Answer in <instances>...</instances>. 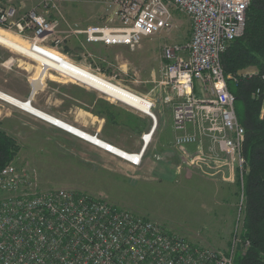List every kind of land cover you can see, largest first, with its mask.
Masks as SVG:
<instances>
[{
  "label": "built area",
  "instance_id": "1",
  "mask_svg": "<svg viewBox=\"0 0 264 264\" xmlns=\"http://www.w3.org/2000/svg\"><path fill=\"white\" fill-rule=\"evenodd\" d=\"M58 1L42 0L41 11L22 10L20 0H0V25L39 44L58 32ZM252 1L115 0L109 24L82 31L89 42L135 50L144 36L172 30L176 11L188 17L189 39L162 45L160 83L168 88L164 102L173 108L179 170L236 183L243 199L246 131L221 56L244 34ZM261 93L264 101V89L258 88ZM142 97L154 133L157 98ZM149 143L120 157L139 166ZM0 194V264H236L239 245H250L235 231L227 249L203 247L104 198L65 188L35 191L26 168L11 163L0 172Z\"/></svg>",
  "mask_w": 264,
  "mask_h": 264
},
{
  "label": "rangeland",
  "instance_id": "2",
  "mask_svg": "<svg viewBox=\"0 0 264 264\" xmlns=\"http://www.w3.org/2000/svg\"><path fill=\"white\" fill-rule=\"evenodd\" d=\"M58 2L62 7V16L58 14V32L39 42L49 48L32 43L29 36H22L16 30L1 25L0 29L26 45H39L61 53L69 40L61 32L63 19L72 26L94 23L102 14L105 19L113 13L115 0ZM174 15L175 27L172 30L144 36L135 50L122 46L121 61L111 64L109 60L91 55L88 59L93 64L86 67L72 60L138 95L157 98L152 110L158 117V125L139 166H133L120 156L2 99L0 128L19 143L20 150L11 164L19 169L26 168L33 190L65 188L85 192L158 222L167 231L195 244L225 250L230 246L235 231L242 232L245 181L243 199L236 183L224 182L195 170H179L180 157L174 145L176 133L172 127L173 108L164 102L168 88L160 83L164 79L162 45L186 41L190 37L188 17L178 11ZM72 26H68L70 30L74 29ZM83 34L78 38L84 40ZM55 38L60 39V43L57 44L53 40ZM107 56H110L109 52ZM42 76V85L33 94V82ZM0 90L22 100L33 98V105L38 109L92 134L97 133L127 151L141 150L144 145L142 136L153 124L144 111L114 100L55 69H45L31 56L2 44ZM97 99L107 105L113 119L106 121L93 112L100 104ZM247 249L240 244L238 252L244 253Z\"/></svg>",
  "mask_w": 264,
  "mask_h": 264
},
{
  "label": "trees",
  "instance_id": "3",
  "mask_svg": "<svg viewBox=\"0 0 264 264\" xmlns=\"http://www.w3.org/2000/svg\"><path fill=\"white\" fill-rule=\"evenodd\" d=\"M227 85L235 97L239 121L245 127V210L241 239L248 249L235 257L236 264H264V101L256 94L264 89V0H253L247 10L244 34L222 54ZM93 112L106 121L113 113L99 99ZM20 150L17 140L0 128V172Z\"/></svg>",
  "mask_w": 264,
  "mask_h": 264
},
{
  "label": "bare ground",
  "instance_id": "4",
  "mask_svg": "<svg viewBox=\"0 0 264 264\" xmlns=\"http://www.w3.org/2000/svg\"><path fill=\"white\" fill-rule=\"evenodd\" d=\"M0 44L6 46L7 48L15 50V52L18 51L31 56L32 58L36 59V61L41 63L45 67V69L47 67L55 69L67 76H70L71 78L79 80L82 83L97 89V91L99 90L103 92L114 100L122 101L134 107L135 109H140L146 113L150 112L147 103L144 101V98L141 95H138L128 90L127 88L100 76L99 74H96L86 68L81 67L80 65L76 64L74 61L59 52L56 53L51 49L48 50L43 47H40L39 45H26L13 35L4 31L3 29H0ZM42 81L43 76L39 77L33 82V94H35L37 90L41 87ZM0 99L16 107H19L20 109H23L77 137H80L88 142L93 143L94 145L104 148L118 156H129V152L118 147L117 145L106 141L105 139L96 136L95 134H92L74 124H71L67 121H64L56 116L50 115L49 113L38 109L33 105V98H31L30 100H22L0 90ZM152 134L153 132L146 133L144 143H149Z\"/></svg>",
  "mask_w": 264,
  "mask_h": 264
},
{
  "label": "crops",
  "instance_id": "5",
  "mask_svg": "<svg viewBox=\"0 0 264 264\" xmlns=\"http://www.w3.org/2000/svg\"><path fill=\"white\" fill-rule=\"evenodd\" d=\"M21 1V7L22 10H27V9H31V8H38L39 10L42 11V0H20ZM59 10L60 12L62 11V7L61 4L59 6ZM56 12L53 13V17H56ZM61 16H62V12H61ZM103 16L102 20L101 17ZM109 16L105 17L104 19V14H102L97 21H95L94 23H85L82 25H75L72 26L69 22L66 21V19L62 21V25H61V32L65 33V37L66 39H69L65 42V47L62 48L63 51H60L64 56H66L67 58L74 60L76 62H79L80 64H82L83 66H92L93 62L90 61L88 59V56H93L94 57H98V58H103V60H109L111 62V64H114L116 61H121L122 56H121V52H122V46L123 45H113V46H107L105 44H103L102 42H89L86 40V38L83 39H79L78 37H80L83 33H81L80 35L75 34V32H82L85 28H87L90 25H100L98 23L100 22H105L104 24L101 25H105L106 23L109 24L108 22H106L108 20ZM63 22L67 23L63 24ZM106 24V25H107ZM65 25V26H64ZM68 26H72L74 27V29L72 28L70 30V28ZM67 33L69 35H67ZM74 33V34H72ZM85 35V34H83ZM69 37V38H68ZM86 37V36H85ZM107 52H109L110 56H107ZM87 54V55H86ZM96 64V63H95ZM125 67V64H123ZM173 120V118H172ZM173 125V124H172ZM173 127V126H172ZM174 130V129H173Z\"/></svg>",
  "mask_w": 264,
  "mask_h": 264
},
{
  "label": "water",
  "instance_id": "6",
  "mask_svg": "<svg viewBox=\"0 0 264 264\" xmlns=\"http://www.w3.org/2000/svg\"><path fill=\"white\" fill-rule=\"evenodd\" d=\"M30 97H32V94H31V96Z\"/></svg>",
  "mask_w": 264,
  "mask_h": 264
}]
</instances>
